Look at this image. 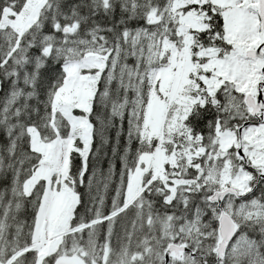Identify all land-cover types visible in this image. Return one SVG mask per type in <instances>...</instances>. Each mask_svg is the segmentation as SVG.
I'll return each instance as SVG.
<instances>
[{"label":"snow or ice","instance_id":"1","mask_svg":"<svg viewBox=\"0 0 264 264\" xmlns=\"http://www.w3.org/2000/svg\"><path fill=\"white\" fill-rule=\"evenodd\" d=\"M0 264H264V0H0Z\"/></svg>","mask_w":264,"mask_h":264}]
</instances>
